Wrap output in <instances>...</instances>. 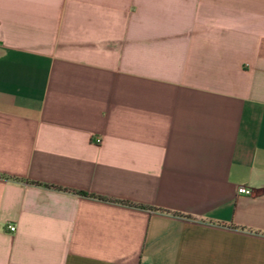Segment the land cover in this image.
Segmentation results:
<instances>
[{
    "label": "crops",
    "instance_id": "obj_1",
    "mask_svg": "<svg viewBox=\"0 0 264 264\" xmlns=\"http://www.w3.org/2000/svg\"><path fill=\"white\" fill-rule=\"evenodd\" d=\"M0 264H264V0H0Z\"/></svg>",
    "mask_w": 264,
    "mask_h": 264
},
{
    "label": "trees",
    "instance_id": "obj_2",
    "mask_svg": "<svg viewBox=\"0 0 264 264\" xmlns=\"http://www.w3.org/2000/svg\"><path fill=\"white\" fill-rule=\"evenodd\" d=\"M14 180H16V178H13ZM33 184H37V185H43L45 187H48V188H55L57 190H63V191H69V192H73V193H76V194H80V195H86V196H91V197H95V198H100V199H106L105 197H102V196H98V195H94V194H89L87 192H84V191H79V190H72V189H66V188H62V187H58V186H54V185H47V184H40L38 182H32V181H29ZM108 200H113V199H108ZM119 203H125V204H129V205H132V206H136V207H140V208H148V209H154V207H151V206H147V205H143V204H136V203H132V202H129V201H119V200H115Z\"/></svg>",
    "mask_w": 264,
    "mask_h": 264
},
{
    "label": "built area",
    "instance_id": "obj_3",
    "mask_svg": "<svg viewBox=\"0 0 264 264\" xmlns=\"http://www.w3.org/2000/svg\"><path fill=\"white\" fill-rule=\"evenodd\" d=\"M97 141L99 142L100 140L97 139ZM237 192H238V193H242V194H246V195H248V194L251 193L250 189H248V188H246V187H244V186H239V187H237ZM7 229H8L10 232H13V231H15L16 226H15L14 224H8V225H7Z\"/></svg>",
    "mask_w": 264,
    "mask_h": 264
}]
</instances>
